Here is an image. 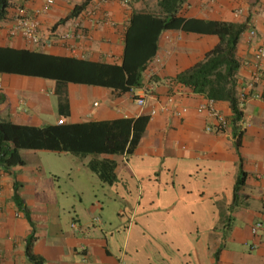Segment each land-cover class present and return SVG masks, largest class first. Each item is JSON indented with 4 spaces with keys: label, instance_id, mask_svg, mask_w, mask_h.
<instances>
[{
    "label": "crops",
    "instance_id": "crops-1",
    "mask_svg": "<svg viewBox=\"0 0 264 264\" xmlns=\"http://www.w3.org/2000/svg\"><path fill=\"white\" fill-rule=\"evenodd\" d=\"M10 1L9 18L0 22V47L123 63L136 3L123 6L111 0L104 6L114 25L85 23L92 40L81 58L60 44L36 46L10 36L17 8L24 5L36 15L45 0ZM82 2L56 0L39 16L43 33ZM238 8L245 11L241 17L235 15ZM182 14L188 19L248 22V28L257 31L256 43L264 46V0H187ZM67 26L55 29L61 32ZM219 41L215 35L164 31L157 52L162 65L152 66L151 60L143 74L145 80L152 68L155 86L145 106L136 103L133 91L0 74L4 121L43 128L59 120L77 125L149 117L129 153L80 156L22 149L24 165L9 170L0 166V264H36L32 257L42 264H264V83L247 89L238 143L233 124L219 133L211 130V118L196 112L206 97L174 81ZM253 51L246 30L237 47L242 63L239 90L251 78L252 65L243 63L252 59ZM170 97L174 106H167ZM217 106L232 120L229 103ZM182 108L189 111L176 115ZM153 109L157 114L151 116ZM106 160L116 164L110 184L92 169L94 162ZM73 222L82 232L72 229ZM257 223L262 227L253 235Z\"/></svg>",
    "mask_w": 264,
    "mask_h": 264
},
{
    "label": "trees",
    "instance_id": "trees-1",
    "mask_svg": "<svg viewBox=\"0 0 264 264\" xmlns=\"http://www.w3.org/2000/svg\"><path fill=\"white\" fill-rule=\"evenodd\" d=\"M92 0H83L71 14L55 26L64 24L84 11ZM138 0H132L130 5ZM187 0H156L151 10H134L126 32V49L122 64H107L67 56H55L31 49L0 47V74L52 79L60 84H83L132 92L143 85L144 72L157 56L158 40L164 31L182 30L186 33L215 35L219 43L191 68L179 73L174 81L191 92L216 102L229 103L237 141L243 134L239 123L244 114L237 97L241 61L237 47L248 22H224L185 18ZM10 0H0V22L8 20ZM54 28V29H55ZM149 117L133 122L51 125L36 127L18 125L0 118V166L9 170L24 165L20 150L70 152L74 155L120 154L132 152L138 145ZM142 123V124H141ZM139 124H141L139 126ZM116 164L94 162L92 169L101 180L113 183ZM243 180L238 183L241 185ZM36 264H42L32 257Z\"/></svg>",
    "mask_w": 264,
    "mask_h": 264
},
{
    "label": "built area",
    "instance_id": "built-area-1",
    "mask_svg": "<svg viewBox=\"0 0 264 264\" xmlns=\"http://www.w3.org/2000/svg\"><path fill=\"white\" fill-rule=\"evenodd\" d=\"M111 0H92L89 6L82 11L78 16L71 18L65 24H67V29L57 32L56 29L52 28L47 35L42 31L41 22L39 16L48 13L50 8L55 4L56 0H45L43 7L38 10L35 14H30L24 5L17 8L14 14L11 25L8 29L10 36H21L27 42L36 46H52L54 44H60L61 46L67 48L72 56L81 57L85 56L86 52V42L92 40V35L87 31L85 23H89L91 26H100L104 24L114 25V22L108 13L104 10ZM123 6H129L132 0H120ZM245 13L243 8H238L235 10V15L241 17ZM249 36V43L253 47L252 59L250 61H245L243 65H252V74L246 88L242 87L240 90L237 89V97L241 103V106L245 101H247L249 95L247 92L248 88H254L256 85L264 83V46L256 43L257 31L254 28L247 29ZM152 66H161L162 59L160 57H155L150 62ZM152 68L148 70L145 74V80L143 85L138 89H133V94L136 103L139 106H145L147 100L153 96L154 92V76ZM1 86V83H0ZM254 98H260V93H253L251 95ZM174 106L175 100L170 97L167 101V106ZM189 111L188 108H182L176 112V115L182 116ZM196 112L198 114L206 115L213 120L211 130L216 132H226L232 126V120L227 118L218 108L217 102L212 99H206L197 108ZM157 114V110L153 109L151 111V116ZM242 123V121L239 123ZM59 124H63V120H59ZM96 222H100V218H96ZM72 229L82 232V227L77 223L73 222L71 224ZM262 224L257 223L252 227L253 235H256L261 229ZM84 249V248H83ZM123 264V263H119Z\"/></svg>",
    "mask_w": 264,
    "mask_h": 264
},
{
    "label": "rangeland",
    "instance_id": "rangeland-1",
    "mask_svg": "<svg viewBox=\"0 0 264 264\" xmlns=\"http://www.w3.org/2000/svg\"><path fill=\"white\" fill-rule=\"evenodd\" d=\"M154 2H156V0H138L137 2H135L136 5V10H151L154 8ZM22 78V77H20ZM33 80V79H31Z\"/></svg>",
    "mask_w": 264,
    "mask_h": 264
}]
</instances>
